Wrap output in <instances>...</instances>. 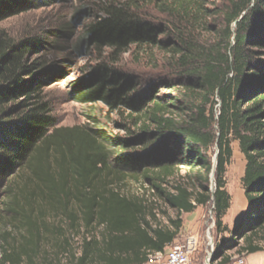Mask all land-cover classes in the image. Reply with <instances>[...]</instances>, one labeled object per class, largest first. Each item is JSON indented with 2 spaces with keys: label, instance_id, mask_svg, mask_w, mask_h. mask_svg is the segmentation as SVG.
I'll use <instances>...</instances> for the list:
<instances>
[{
  "label": "trees",
  "instance_id": "trees-1",
  "mask_svg": "<svg viewBox=\"0 0 264 264\" xmlns=\"http://www.w3.org/2000/svg\"><path fill=\"white\" fill-rule=\"evenodd\" d=\"M40 2L0 0V22L37 8ZM249 3L234 2L220 49L194 65L181 90L160 86L168 89L160 97L150 89L137 94L140 75L122 68L117 54L125 49L138 54L139 61L148 58L154 32L167 31L168 26L144 20L126 2L102 5L101 16L85 23L81 42L102 45L106 52L78 69L68 94L87 106L122 108L126 123H112L131 133L126 137L108 136L102 128L91 127L49 132L54 118L42 91L58 67L39 58L31 60V52L44 47L37 38L15 42L0 31V178L29 170L32 186L27 182L20 187L21 198L31 207L38 199L40 211L45 204L57 219L26 212L18 195L7 193L13 206L21 209V217L13 216L20 239L3 238L0 264H145L150 254L164 251L173 242L184 213L208 203L213 204L219 236L215 255L221 264L231 261L232 255L224 253L227 248L246 255L264 250V83L256 82L257 77L264 78V66L258 67L252 81L243 80L248 66L243 43L248 27L264 30V0H255L256 7L245 16ZM164 4L193 20L200 10L198 0H164ZM231 24L236 28L233 45ZM180 40L186 50L187 42L181 36ZM258 41L264 43V37ZM170 107L179 115L168 117ZM232 140L238 142L245 159L241 184L246 209L229 228L223 217L231 204L225 174ZM51 146L58 153L57 170H50L45 162ZM213 146L218 149L214 169ZM181 167L188 169L189 178L173 182ZM132 179L153 189V204L166 203V222L143 197L123 191L120 185ZM169 209L176 210L177 216L172 217ZM66 230L78 238V250H70ZM44 240L56 248L51 258L41 255Z\"/></svg>",
  "mask_w": 264,
  "mask_h": 264
},
{
  "label": "rangeland",
  "instance_id": "rangeland-1",
  "mask_svg": "<svg viewBox=\"0 0 264 264\" xmlns=\"http://www.w3.org/2000/svg\"><path fill=\"white\" fill-rule=\"evenodd\" d=\"M37 8H33L21 14L9 17L0 22V31H4L11 36L15 42L23 38L35 37L40 40L44 47L50 45L48 49H39L36 53L31 52V60L39 58L47 64H55L57 68L55 76L44 87L43 93L51 103V115L54 118L53 127L49 132L55 129H73L86 131L88 128H102L108 136L126 137L131 133L125 132L118 128L112 121H122L126 123V117L122 116L125 111L117 106L110 105L98 107L87 106L83 103L76 102L68 94L69 82L86 64L101 58L106 48L102 45H90L81 42L84 25L95 16H101L100 10L102 5L107 3L133 5V9L144 20L151 21L154 24H163L168 26L167 31L154 32L150 56L139 61V55L128 50L121 49L117 54L118 62L122 68L133 71L140 75V81L137 83L135 91L137 94H143L146 89L153 91L158 97L168 94V89H163V84L170 90H181L184 83L190 76L194 65H201L204 59L211 52L220 49L219 41L221 37L226 40V18L230 13L234 2L246 3L249 1L247 9L243 12L248 16L249 12L256 7L255 0H198L200 10L195 20L189 19L184 13L176 14L168 10L164 0H40ZM251 18L257 19V15H251ZM187 19L188 21H185ZM248 39L243 43V58H248V66L245 67V82L252 81V76L259 74L258 67L264 66V43L258 41L264 37V30L261 28L248 27ZM172 30H177L174 34ZM244 29L243 31H246ZM230 42L234 44L236 33L235 24L229 28ZM181 39L187 42V49L181 45ZM46 44V45H45ZM131 48V47H130ZM184 52V53H183ZM182 54H185L183 56ZM263 75L256 78L257 83H264ZM42 93V94H43ZM218 105H216V115ZM87 115L93 116L90 119ZM166 115L168 117L179 115L175 107H170ZM215 127V126H214ZM132 130V128L130 129ZM129 130V131H130ZM160 145V144H159ZM151 148L153 144H149ZM156 146V145H155ZM161 146V145H160ZM232 156L226 168V189L231 195V204L223 217L224 223L232 228L239 217L246 209V200L243 194L241 178L244 172L245 159L238 147L236 140L231 141ZM139 147H136V150ZM216 149L213 146L211 153L215 155ZM58 153L54 151L53 146L49 147L45 162L49 165L50 170H57ZM30 171L26 168L12 173L8 178H0V244H3V238L8 241L20 239L19 233L14 229L13 224H18L14 218L21 217V209L31 213L34 216H48V220L53 219L48 207L37 203L38 199L32 203V207L25 204L20 195V187L27 182L29 187L32 181L29 180ZM188 169L181 167L178 175L172 178L174 182L182 178H189ZM124 192L136 194L143 197L148 204L156 207V212L163 222H166L164 209L167 205L164 201L153 204V189L147 183L139 179L128 180L120 185ZM18 195L19 206L15 207L11 203L10 197ZM18 201V200H17ZM17 210L14 214L10 207ZM44 209V210H43ZM172 217L177 216V211L168 210ZM182 227L173 242L182 243L188 236H194L199 240L198 249L193 257V264H203L205 259H209L210 264H221L219 258L215 255V244L219 236L215 232L213 204L208 203L205 206H198L190 213L182 215ZM14 222V223H13ZM66 233L67 230H66ZM229 237L228 233H224ZM70 239V250H78L79 241L77 237ZM241 242V240H239ZM164 251L162 252H165ZM42 256L52 257L56 254V248L50 240L42 242ZM48 251V252H46ZM55 252V253H54ZM209 253V254H208ZM224 253L231 254L232 262L236 257H245L249 254H239L235 247L227 248ZM257 253L256 256H254ZM249 255V259L254 264H264V251L256 252ZM65 257L63 256L64 263ZM229 262V263H230ZM227 263V264H229ZM147 264V263H145ZM246 264V261H245Z\"/></svg>",
  "mask_w": 264,
  "mask_h": 264
},
{
  "label": "built area",
  "instance_id": "built-area-1",
  "mask_svg": "<svg viewBox=\"0 0 264 264\" xmlns=\"http://www.w3.org/2000/svg\"><path fill=\"white\" fill-rule=\"evenodd\" d=\"M199 240L188 236L182 243H174L165 249V252H154L148 256L147 264H193L195 251L198 249ZM209 254V253H208ZM203 264H210L205 259ZM229 264H245L243 257H236Z\"/></svg>",
  "mask_w": 264,
  "mask_h": 264
},
{
  "label": "water",
  "instance_id": "water-1",
  "mask_svg": "<svg viewBox=\"0 0 264 264\" xmlns=\"http://www.w3.org/2000/svg\"><path fill=\"white\" fill-rule=\"evenodd\" d=\"M217 152H218V149H216V152H215V155H214V158H213V169L216 165V155H217ZM211 189L212 191L214 190V178H213V173L211 174Z\"/></svg>",
  "mask_w": 264,
  "mask_h": 264
},
{
  "label": "crops",
  "instance_id": "crops-1",
  "mask_svg": "<svg viewBox=\"0 0 264 264\" xmlns=\"http://www.w3.org/2000/svg\"><path fill=\"white\" fill-rule=\"evenodd\" d=\"M263 251H264V250H262V251H258V252H263ZM255 253H256V252H255ZM251 254H254V253H251ZM251 254H249V255H251ZM249 255L245 257L246 264H254V263H252V260L249 259ZM256 255H257V253H256L254 256H256ZM257 256H258V255H257Z\"/></svg>",
  "mask_w": 264,
  "mask_h": 264
}]
</instances>
